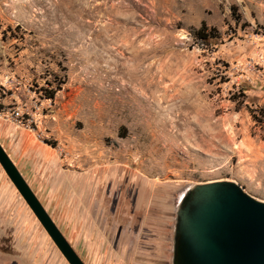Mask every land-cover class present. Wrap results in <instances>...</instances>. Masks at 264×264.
<instances>
[{
  "label": "rangeland",
  "instance_id": "obj_1",
  "mask_svg": "<svg viewBox=\"0 0 264 264\" xmlns=\"http://www.w3.org/2000/svg\"><path fill=\"white\" fill-rule=\"evenodd\" d=\"M0 82L14 122L103 181V220L149 227L168 264L191 186L264 202V0H0ZM27 217L44 237L34 264H67Z\"/></svg>",
  "mask_w": 264,
  "mask_h": 264
},
{
  "label": "crops",
  "instance_id": "obj_2",
  "mask_svg": "<svg viewBox=\"0 0 264 264\" xmlns=\"http://www.w3.org/2000/svg\"><path fill=\"white\" fill-rule=\"evenodd\" d=\"M7 101L0 97V146L81 262L168 264L165 238L159 243L145 227L136 239L129 225L120 228L118 223L105 222L103 181H90L86 173L64 167L53 146L13 121ZM28 214L12 184L0 179V239L9 233L8 244L14 252L6 254L15 258L13 264H34L44 245V237L34 227L23 232V218L28 219Z\"/></svg>",
  "mask_w": 264,
  "mask_h": 264
},
{
  "label": "water",
  "instance_id": "obj_3",
  "mask_svg": "<svg viewBox=\"0 0 264 264\" xmlns=\"http://www.w3.org/2000/svg\"><path fill=\"white\" fill-rule=\"evenodd\" d=\"M0 168L67 264H83L0 146ZM171 264H264V202L231 181L191 186L177 205Z\"/></svg>",
  "mask_w": 264,
  "mask_h": 264
},
{
  "label": "trees",
  "instance_id": "obj_4",
  "mask_svg": "<svg viewBox=\"0 0 264 264\" xmlns=\"http://www.w3.org/2000/svg\"><path fill=\"white\" fill-rule=\"evenodd\" d=\"M205 25L203 22L200 23V27L193 32V35L199 40L206 42L209 38V33H205ZM213 30V29H211ZM213 32V31H212ZM260 122V120H258Z\"/></svg>",
  "mask_w": 264,
  "mask_h": 264
},
{
  "label": "built area",
  "instance_id": "obj_5",
  "mask_svg": "<svg viewBox=\"0 0 264 264\" xmlns=\"http://www.w3.org/2000/svg\"><path fill=\"white\" fill-rule=\"evenodd\" d=\"M10 116H11V118H14V117H17L18 115H17L16 111L14 110V111L11 113ZM24 127L27 128V129L32 130L31 128H29V126H28L27 124H25Z\"/></svg>",
  "mask_w": 264,
  "mask_h": 264
},
{
  "label": "flooded vegetation",
  "instance_id": "obj_6",
  "mask_svg": "<svg viewBox=\"0 0 264 264\" xmlns=\"http://www.w3.org/2000/svg\"><path fill=\"white\" fill-rule=\"evenodd\" d=\"M185 196H186V194H185ZM185 196H184V198H185Z\"/></svg>",
  "mask_w": 264,
  "mask_h": 264
}]
</instances>
